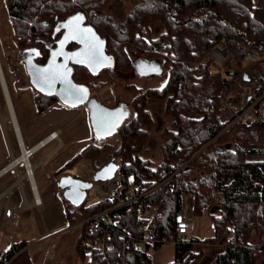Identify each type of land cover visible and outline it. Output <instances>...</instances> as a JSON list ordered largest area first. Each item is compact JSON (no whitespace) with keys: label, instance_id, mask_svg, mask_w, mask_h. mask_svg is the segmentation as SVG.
Masks as SVG:
<instances>
[{"label":"trees","instance_id":"trees-1","mask_svg":"<svg viewBox=\"0 0 264 264\" xmlns=\"http://www.w3.org/2000/svg\"><path fill=\"white\" fill-rule=\"evenodd\" d=\"M108 1L4 0L18 49L24 53L35 50L32 57L38 64L45 63L61 36V23L75 13L83 14L86 23L106 42L113 70L120 64L125 69L132 68L127 49L142 59L162 60L165 80L160 88L129 87L134 96L133 115L118 129V144L97 139L92 134L89 145L66 163L63 170L85 158L98 171L119 158L121 179L114 203L129 188H142L147 194L144 204L159 215L161 237L173 243L174 216L181 210L182 196L191 194L193 215L198 217L206 212L213 223V239L224 245L212 264H257L264 249V161L247 159V155L261 153L246 152L245 147L264 143V123L225 129L217 116L230 102L225 98L236 88V80L211 76L206 66L192 67L191 64L197 62L200 53L211 51L223 41L241 44L251 53L264 55V8L254 0H125L132 10L124 23L117 24L102 15ZM151 23H158L163 32L157 38L149 34L147 41L142 30L151 33ZM161 50L164 53L158 54ZM72 70L76 84L90 92L102 88L87 69L73 66ZM259 72L251 69L245 74L248 79H258L263 76ZM31 88L38 114L60 103L55 95H43ZM149 100L162 102L165 114L171 119L170 126L161 133L159 163L141 157L152 125L146 109ZM180 164L185 166L178 171ZM61 200L71 227L110 206L109 202H102L87 209H73ZM120 212V226L128 225L139 237L138 227L144 221L135 214ZM85 239L86 225H80L75 247L81 258L89 252V247L82 243ZM25 247L24 242L12 245L0 257V264H33ZM134 247L131 245L130 250ZM192 248V241L175 243L172 264H197L201 253L188 259ZM159 249L160 246L156 247ZM253 253L257 254L256 258ZM129 258V264H151L146 253L142 258L130 253ZM87 264L101 263L90 255Z\"/></svg>","mask_w":264,"mask_h":264},{"label":"rangeland","instance_id":"rangeland-1","mask_svg":"<svg viewBox=\"0 0 264 264\" xmlns=\"http://www.w3.org/2000/svg\"><path fill=\"white\" fill-rule=\"evenodd\" d=\"M254 1L256 2L255 4L264 8V0ZM4 4V0H0V65L14 110L13 113L15 112L16 114L26 147L29 148L37 141L40 142L52 132H61V134L59 133V140L52 142L29 160L30 165L33 166L54 149L59 148L37 167L33 175L40 191L41 208L38 209V207L33 206L22 208L23 205H30L33 202V199L27 192L26 181L22 183L24 193L21 192L19 186H16L15 190H13L10 207L16 210V224L12 223L11 228L14 229L16 234L13 238L0 241V257L11 247V243L17 244L23 241L28 245V250L25 249L24 251L28 254L30 261H33V264H87L90 255H93V253L88 252L86 258H81L76 251L75 245L80 232V226L76 224L71 227L68 223L65 206L61 200L62 193L58 188V180L60 177L67 175L80 176L79 178L81 179H83L82 176L87 177L88 175L84 180H90L91 176L96 172L91 166L90 159L85 158H81L72 168L63 170L65 164L78 155L91 142L92 133L88 112L85 107L70 108L56 103L44 113H37L33 102L34 93L22 62V57L25 53L18 49L16 45ZM131 10V4L125 0H109L103 9L102 15L108 17L113 23L122 24L127 20ZM150 27L151 33L147 32V30H142L143 37L147 41H149L151 36L152 38H157L163 32L162 27L158 23H151ZM222 46H227V51H230V55L225 59L226 63L233 60L232 57L235 54L232 51L238 49L246 56L253 55L259 59H264L263 54L251 53L249 50L244 49L241 44L223 41L211 51L200 53L199 58L196 60L197 62L192 63L191 66L197 67L201 64L207 67L209 74L211 71L213 73L215 70H210L209 64H206V62L212 61L214 51ZM158 52V54L164 53L163 50ZM127 53L135 64L140 62L138 61L139 58H136L137 56L132 51L127 49ZM157 59L162 61L159 58ZM160 61H157V64H160ZM254 63L256 62H249L253 66H249L241 70V72L254 69L259 70V73L263 74ZM123 65L120 64L118 69L115 70L122 74L105 75L101 79V82H96L101 83L102 88L98 87L93 92L91 91V94H93L91 96L102 102L105 107L112 106L114 101L118 104L119 102L122 103L128 112L127 119H130L133 115L131 103L134 96L130 92L129 87L135 85L140 89H147L149 87L160 88L164 83L165 77H137L132 72V68L128 70ZM243 65H245V62ZM220 69L222 68L219 67L218 70ZM214 76L221 78L220 75ZM1 88L0 83V168L11 161L12 158L18 157L20 153L12 124L8 119L9 114ZM233 96L232 91H229L225 101H232L231 105H235L236 102L232 100L234 99ZM146 104V109L152 119V125L148 131L149 135L145 151L141 153V157L149 159L154 163H159L162 158L160 148L161 133L170 126L171 119L165 114L162 102L149 100ZM227 105L229 103L225 104V109H227ZM106 141L117 145V133L106 139ZM250 148L257 150L261 154L258 156L247 155V159L264 161V143L249 144L245 147L246 152ZM114 160L117 165L121 166L119 158ZM17 168L16 170L19 175L25 174L22 165H19ZM117 176L120 177L119 171L117 172ZM9 178L13 180L11 183L15 182L17 180L15 172L7 175L2 181H6ZM182 200L184 204L189 202L188 209L192 213L191 217L194 223L192 238H194V241H198L194 243L198 246H193L192 254L188 255V259L192 260V258L198 255L197 252L200 251L202 253L201 263L210 264L217 254H219V246L224 245L213 239L214 227L208 214L203 212L200 216L194 217L190 206L191 197L185 196ZM174 244L161 245L160 248H163L160 251L155 249L153 254H147L151 258V264L171 263L174 255ZM253 244H256L255 240H253Z\"/></svg>","mask_w":264,"mask_h":264},{"label":"built area","instance_id":"built-area-1","mask_svg":"<svg viewBox=\"0 0 264 264\" xmlns=\"http://www.w3.org/2000/svg\"><path fill=\"white\" fill-rule=\"evenodd\" d=\"M227 46L218 47L212 57V61H207L211 76L220 75L223 80H236V88L232 90L235 105L228 102L227 109L223 110L218 116V120L225 124L228 129L233 125L250 127L264 123V59L256 56H246L238 50L232 51L235 55L232 61L226 63L225 59L230 55ZM255 61L256 67L260 68L263 76L258 79L244 80L245 71L243 69L253 66L249 62ZM245 63V65H243ZM212 64V65H211ZM222 68L218 70V68ZM233 73L229 76L228 73ZM238 78V79H237ZM50 142L59 140L56 132L49 134ZM19 147V146H18ZM249 150H252L251 148ZM248 150V151H249ZM86 166V165H85ZM120 166V165H119ZM185 164H180V171ZM16 168V167H15ZM87 169V168H86ZM25 175L28 177L27 168L24 166ZM88 172V170H86ZM177 171V172H178ZM95 174V173H94ZM94 174L91 176L93 178ZM74 176V175H72ZM80 176H78L79 178ZM88 177V175H87ZM85 182H92L84 180ZM120 177L117 176L111 181L93 183L92 188L87 192L83 209L109 202L110 206L106 209L92 215L80 225H86V239L83 245L89 247V252L97 258L101 264H129V254L132 253L137 258H142L143 254H153L156 247L166 244L189 242V237L193 231L192 213L189 211V204H184L181 200V210L174 216V234L175 242L170 243L165 237H161L158 229L157 219L159 215L155 210L144 204L145 194L140 187H131L125 191L124 196L114 203L115 194L120 188ZM169 180V179H168ZM167 180V181H168ZM99 184V185H98ZM183 199V198H182ZM35 205L38 206L35 200ZM123 210L126 214H135L137 218L144 221V224L138 227L139 237H136L134 231L128 226H120ZM11 222L14 223V215L11 216ZM134 245L133 251L130 250ZM256 258L257 254L253 253Z\"/></svg>","mask_w":264,"mask_h":264},{"label":"water","instance_id":"water-1","mask_svg":"<svg viewBox=\"0 0 264 264\" xmlns=\"http://www.w3.org/2000/svg\"><path fill=\"white\" fill-rule=\"evenodd\" d=\"M77 16L83 17L79 27L80 29L85 30V32L80 36H77L75 39H68L65 41V36L70 34V28L74 27V25H69V27H65V25H68L69 21H72L73 18ZM61 27L63 30L62 35L56 42V47L50 52V55L45 63H36L32 56L24 60V65L30 85L43 95H55L59 102L66 107H87L93 136L97 139H107L112 137L118 132L120 126L126 121L128 112L123 107L109 109L97 100L89 98L90 92L88 88L80 86L73 81V71L69 64V54L66 51L68 44L73 43L78 45V48L71 53V65L83 67L90 73L96 74L102 69L111 67L113 68V59L106 53V42L97 34L91 25L86 24V18L83 14L75 13L68 16L61 23ZM87 29H91V34H94L95 38L101 42L95 61H90L86 56L83 55V53L86 51V46L85 43L81 41L83 39H92V35L86 33ZM62 41L64 42L63 48H61ZM27 52H29L31 55L36 53L35 50ZM54 53L60 54L56 55L55 59H53ZM78 53L81 55H75ZM59 58H61V61H59ZM141 69L145 71L142 72L140 71ZM45 70H47V72H45ZM138 71L141 76L147 77L148 75H158L160 73L159 67L154 65L152 61H146L139 64ZM46 75H55L56 80L52 87H49L45 82ZM228 75L233 76V73L229 72ZM244 80H249L246 74H244ZM70 86L86 89V93L78 94L84 95L85 98L82 102L76 101L75 97H69L66 95L65 90ZM8 119L14 129L12 119L10 117ZM113 124H115L114 127ZM109 129H111V131H109ZM26 155L29 157L30 153L26 151ZM9 168L11 169L12 167ZM119 170L120 166L115 163L114 159H112L106 166L95 172L92 181L93 183L111 181ZM93 183L85 182L67 175L59 178L58 188L62 192V199H64L66 203L70 205V207L78 209L84 203L87 191L92 188Z\"/></svg>","mask_w":264,"mask_h":264},{"label":"crops","instance_id":"crops-1","mask_svg":"<svg viewBox=\"0 0 264 264\" xmlns=\"http://www.w3.org/2000/svg\"><path fill=\"white\" fill-rule=\"evenodd\" d=\"M14 111V110H13ZM220 114V113H219ZM14 115H15V121L17 123V129L19 130V136L20 138L22 139L23 141V145H24V148L25 149H30L32 147H34L35 145H37V143H39V141H37L34 145H32L31 147L27 148L26 147V144L24 142V139L21 135V131H20V128H19V122L17 120V117H16V114L14 112ZM14 133H15V136H16V142L18 144V140H17V135H16V131H15V127H14ZM57 135H59V133L61 134V132H56ZM48 137V136H47ZM47 137H44L43 140H45ZM41 140V141H43ZM40 141V142H41ZM52 142H50V140L48 141V143L46 145H44L43 147H41L40 149H38L33 156H35L39 151L43 150L44 148H46L48 145H50ZM57 149L59 148H56L54 149L51 153H49L45 158H43L42 160H40L37 164L31 166L30 165V162H29V166L32 168V178H28L25 174H22V175H19L18 174V171L16 170V168L19 166V165H22L24 167V165L22 163L18 164L15 167L9 169V170H6V168L13 162L14 159L18 158L19 156H21V150H19V156L16 157V158H12L11 161H9L8 163H6L3 167L0 168V241L1 240H6V239H10V238H13L16 234V232L14 231V229H12V220H11V216L14 215V225L16 224V215H15V211L14 209H11L10 207V201L12 199V193H13V190H15L16 186H19L20 189H21V192L24 193V187L22 186V183L24 181L27 182V185H26V189H27V192L28 194H30L31 198L33 199V202L29 205V204H25L23 205L22 208H25V207H30V206H33V207H38V209L41 208V204H42V201H41V197H40V191H39V187H38V184L36 182V179L33 177L34 173H35V170L37 169V167L44 161L46 160L51 154L54 153V151H56ZM32 156V157H33ZM31 157V158H32ZM30 158V159H31ZM261 161V160H259ZM18 169V168H17ZM12 172H15L16 176H17V180L13 183H11V181L13 180H10L7 179L6 181H2L7 175L11 174ZM34 187V188H33ZM34 190V191H33ZM36 191V192H35ZM35 193L37 194V197L40 201V206H36L35 205ZM185 196H189L191 197V201H190V206L192 208V212H193V207H194V196L191 195V194H188V195H183V197ZM182 200V199H181ZM189 204V202H188ZM206 213V212H205ZM195 217V216H194ZM192 219V217H191ZM193 221V220H192ZM79 224V223H78ZM193 226H194V223H193ZM193 231H194V228H193ZM193 233V232H192ZM192 233L189 237V242L192 241L193 242V246H198L194 243L198 242L197 240L194 241V238H192ZM233 238H231L232 240ZM230 240V241H231ZM23 242V241H22ZM188 242V243H189ZM12 244L14 243H11V246ZM16 244V243H15ZM26 244V243H25ZM200 246H202L201 244H199ZM11 248V247H10ZM9 248V249H10ZM28 248V245L26 244V247L25 249ZM163 247H161L158 251H160ZM224 246H219V253L223 250ZM8 249V250H9ZM28 250V249H27ZM200 253L197 252V254ZM174 254V252H173ZM202 254V253H201ZM4 255V253L2 254ZM87 256V255H86ZM86 256L84 258H86ZM163 256V255H162ZM201 256L198 260V263L197 264H204V263H201ZM163 259V258H162ZM44 260V259H43ZM89 260V259H88ZM160 260V259H159ZM175 261V254L173 255V260L171 261V263H167V264H172L173 262ZM33 262V261H32ZM213 262V260H212ZM212 262L210 264H212ZM257 264H264V249H262V252L259 254L258 258H257Z\"/></svg>","mask_w":264,"mask_h":264},{"label":"snow or ice","instance_id":"snow-or-ice-1","mask_svg":"<svg viewBox=\"0 0 264 264\" xmlns=\"http://www.w3.org/2000/svg\"><path fill=\"white\" fill-rule=\"evenodd\" d=\"M83 17L81 16H77L74 17L72 21H69L68 25H65V27H69V25H74V27L70 28V34L68 36H65V41H67L68 39H75L77 38V36H80L81 34H83L85 32V30L80 29L79 24L82 21ZM87 34L92 35V39L88 40V39H83L81 42L85 43L86 46V51L85 53H83L84 56H86L90 61H95L97 58V52L99 50L100 44L101 42H99L94 34H91V29H87L86 30ZM63 41L61 42V48H63ZM60 53H54L53 54V59H55L56 55H59ZM75 55H81V54H75ZM79 62V61H77ZM45 72H47V70H45ZM56 77L55 75H46L45 76V82L48 84L49 87H52V85L55 83ZM66 95L69 97H75L76 101L82 102L83 99L85 98L84 95H78V94H82V93H86V89L84 88H75L73 86H70L69 88H67L66 90ZM75 102V101H74ZM115 126V124H113V127ZM109 131H111V129H109Z\"/></svg>","mask_w":264,"mask_h":264},{"label":"bare ground","instance_id":"bare-ground-1","mask_svg":"<svg viewBox=\"0 0 264 264\" xmlns=\"http://www.w3.org/2000/svg\"><path fill=\"white\" fill-rule=\"evenodd\" d=\"M0 83H1L2 90H3V96H4V99H5V103H6V106H7L9 117L12 119L14 127H15L17 140H18V146H19V149L21 150V156H19L18 158L14 159L13 162L6 168V170H9L10 169L9 167L13 168V167H16L18 164L22 163L27 168L28 178L31 179L32 178V168L29 166V160H30V158L34 155V153L38 149H40L41 147H43L44 145H46L48 143L50 138L48 136L45 140L37 143V145H35L34 147H32L30 149H25L24 148L23 141L20 138V136H19L20 134H19L18 129H17V123L15 121V116H14V113H13L12 103H11V99L9 97V93L7 91L5 77H4L1 65H0ZM26 151H28L30 153L29 157H28V155H26ZM35 197H36L35 200L37 201L38 206H40V201H39L36 193H35Z\"/></svg>","mask_w":264,"mask_h":264},{"label":"flooded vegetation","instance_id":"flooded-vegetation-1","mask_svg":"<svg viewBox=\"0 0 264 264\" xmlns=\"http://www.w3.org/2000/svg\"><path fill=\"white\" fill-rule=\"evenodd\" d=\"M87 24V23H86ZM62 28V27H61ZM63 32V31H62ZM61 35H62V33H61ZM61 37V36H60ZM59 37V38H60ZM58 41V40H57ZM56 47V43H55V46L51 49V51L54 49ZM78 48V45H76V44H68V46L66 47V51H67V53L69 54V64H70V66H71V69H72V67L74 66V65H71V53L75 50V49H77ZM50 51V52H51ZM107 53V52H106ZM135 54V53H134ZM30 53L29 52H26L25 53V55L22 57V62L24 63V60L25 59H27L28 57H30ZM50 55V54H49ZM108 55V54H107ZM136 55V54H135ZM32 56V55H31ZM109 56V55H108ZM137 56V55H136ZM49 57V56H48ZM131 58V57H130ZM136 58H139V60L138 61H140V62H138V63H134V61H133V59L131 58V61H132V72L137 76V77H147V76H141L138 72V65L139 64H141V63H143V62H146V61H152L153 63H154V65H156L157 67H159V69H160V73L158 74V75H151V76H149L148 75V77H161V78H164L165 77V70L162 68V65H161V63L160 64H157L158 62L157 61H160V60H158V59H151V60H147V59H142V58H140V57H136ZM48 59V58H47ZM46 59V60H47ZM45 60V61H46ZM59 61H61V58H59ZM156 63V64H155ZM73 71V70H72ZM140 71H142V72H144L145 70H143V69H141ZM122 74V73H119L118 71H115V70H113V68L111 67V68H105V69H102V70H100L98 73H96V74H93V77H94V79L97 81V82H101V79L105 76V75H109V76H111V75H113V74ZM73 75V74H72ZM74 81V80H73ZM90 92V91H89ZM91 95H93V94H91V92L89 93V98H92V99H95L94 97H92ZM95 100H97V99H95ZM98 101V100H97ZM98 102H100V101H98ZM101 104H102V102H100ZM116 107H123L124 109L126 108V107H124L123 106V104L122 103H120L119 102V104L118 103H116L115 101H114V103L112 104V106H108L107 108H109V109H114V108H116ZM86 109H87V107H85ZM126 110V109H125ZM87 112H88V110H87ZM108 139V138H107ZM103 140V139H102ZM62 193V192H61Z\"/></svg>","mask_w":264,"mask_h":264}]
</instances>
